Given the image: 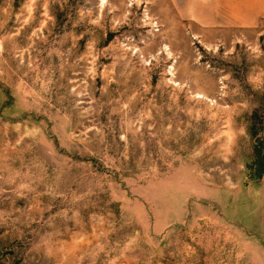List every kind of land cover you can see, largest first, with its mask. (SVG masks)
<instances>
[{
	"label": "rangeland",
	"instance_id": "374dc122",
	"mask_svg": "<svg viewBox=\"0 0 264 264\" xmlns=\"http://www.w3.org/2000/svg\"><path fill=\"white\" fill-rule=\"evenodd\" d=\"M0 264H264V0H0Z\"/></svg>",
	"mask_w": 264,
	"mask_h": 264
},
{
	"label": "crops",
	"instance_id": "0c3cea01",
	"mask_svg": "<svg viewBox=\"0 0 264 264\" xmlns=\"http://www.w3.org/2000/svg\"><path fill=\"white\" fill-rule=\"evenodd\" d=\"M178 15L204 27L251 25L263 0H171Z\"/></svg>",
	"mask_w": 264,
	"mask_h": 264
}]
</instances>
